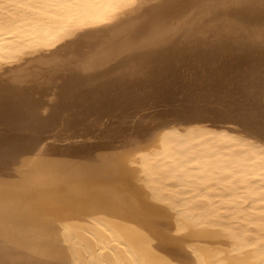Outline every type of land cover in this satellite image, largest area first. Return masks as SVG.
Listing matches in <instances>:
<instances>
[{"label":"bare ground","instance_id":"1","mask_svg":"<svg viewBox=\"0 0 264 264\" xmlns=\"http://www.w3.org/2000/svg\"><path fill=\"white\" fill-rule=\"evenodd\" d=\"M186 65L264 82V0H0V264H264V121L120 125Z\"/></svg>","mask_w":264,"mask_h":264},{"label":"rangeland","instance_id":"2","mask_svg":"<svg viewBox=\"0 0 264 264\" xmlns=\"http://www.w3.org/2000/svg\"><path fill=\"white\" fill-rule=\"evenodd\" d=\"M178 69L180 78L177 83L172 84L170 92L162 94L155 91L145 101L136 100L131 106L132 112L126 111L129 113V117H124V123L120 124L124 130H127L125 133L131 129L150 132L163 122L179 123L178 121L192 117L205 120L204 123L208 125L214 123L216 127H226L231 130H241L244 125L243 121L245 122L248 118L254 119L253 121L263 126L264 82L257 81V79L252 80L250 76L243 78L242 75L235 79L229 74L228 69L215 77L210 75L212 78L209 77L206 81L196 82L195 77L200 74L199 68L186 65L178 67ZM242 72L241 70L240 73ZM114 121L117 123L120 119L116 118ZM246 127H250V125ZM259 128L263 129V127ZM96 136L97 131H94L87 137L77 136L69 141L74 145L84 142L87 144L100 142L102 138H95ZM63 137H56L54 142L49 139L48 142L61 148L64 147V144L69 143ZM24 167L20 164L13 168L0 167V179L9 175L10 172H17Z\"/></svg>","mask_w":264,"mask_h":264}]
</instances>
